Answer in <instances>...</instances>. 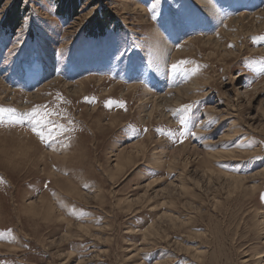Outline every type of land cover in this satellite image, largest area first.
I'll return each mask as SVG.
<instances>
[{
  "label": "rangeland",
  "instance_id": "obj_1",
  "mask_svg": "<svg viewBox=\"0 0 264 264\" xmlns=\"http://www.w3.org/2000/svg\"><path fill=\"white\" fill-rule=\"evenodd\" d=\"M262 37L264 0H0V264H264Z\"/></svg>",
  "mask_w": 264,
  "mask_h": 264
},
{
  "label": "snow or ice",
  "instance_id": "obj_2",
  "mask_svg": "<svg viewBox=\"0 0 264 264\" xmlns=\"http://www.w3.org/2000/svg\"><path fill=\"white\" fill-rule=\"evenodd\" d=\"M261 40H264V37L259 38ZM191 63V61H180L179 63H174L171 65V72L173 74H177L180 72L181 69L183 70H187L185 68V65ZM199 72V66H195L192 68V73L193 75H195L196 73ZM109 106H111L112 104H118L119 107L121 108H125L126 105L123 102H116V101H109L108 102ZM14 112L13 109H6L3 107H0V124L4 123L5 120V116L12 114ZM178 123L181 126V129L183 131H181L180 133V142L183 143V139L182 137H184L185 135H187V130L189 127V120L192 114V105H186L180 109H178ZM49 115V113L47 111H45L43 114L41 113V111L39 109L34 110L33 112L30 113H26L24 117H22L21 119H29L34 121V127L32 129V131L35 133V135L37 137H39V139L41 140V142H46V143H50L57 135V131L54 130L51 125L52 122L48 119H46V117ZM10 122L12 123H20V119H16V120H11ZM66 131L65 127L63 125H59L58 126V132L59 133H64ZM162 133L164 130H160ZM167 135L169 137H172L174 135H176L174 132H168ZM192 135H195V132H192ZM2 182V181H0Z\"/></svg>",
  "mask_w": 264,
  "mask_h": 264
},
{
  "label": "bare ground",
  "instance_id": "obj_3",
  "mask_svg": "<svg viewBox=\"0 0 264 264\" xmlns=\"http://www.w3.org/2000/svg\"><path fill=\"white\" fill-rule=\"evenodd\" d=\"M260 0H254V3H259ZM243 17V16H242ZM166 46H169V43L166 44ZM39 69V68H38ZM43 70V69H42ZM35 72V71H34ZM44 73V72H43ZM48 74V73H47ZM43 75V74H42ZM38 76V75H37ZM41 77V76H40ZM39 79V78H38ZM57 82V81H56ZM198 87L197 83H193L191 88H196ZM131 89V88H130ZM154 111V110H153ZM154 112L150 113V118L152 117ZM165 116V115H164ZM213 144V143H212Z\"/></svg>",
  "mask_w": 264,
  "mask_h": 264
},
{
  "label": "clouds",
  "instance_id": "obj_4",
  "mask_svg": "<svg viewBox=\"0 0 264 264\" xmlns=\"http://www.w3.org/2000/svg\"><path fill=\"white\" fill-rule=\"evenodd\" d=\"M187 70L181 69L179 73H186Z\"/></svg>",
  "mask_w": 264,
  "mask_h": 264
}]
</instances>
